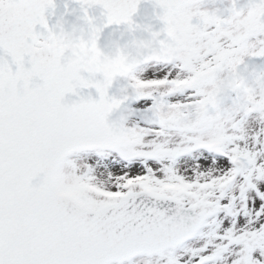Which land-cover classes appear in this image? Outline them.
<instances>
[{
	"label": "snow or ice",
	"instance_id": "obj_1",
	"mask_svg": "<svg viewBox=\"0 0 264 264\" xmlns=\"http://www.w3.org/2000/svg\"><path fill=\"white\" fill-rule=\"evenodd\" d=\"M92 2L106 9L109 24L131 25L141 0ZM200 2L154 0L164 25L156 35L166 34L170 58L187 75H133L117 98L109 95L111 77L123 73L125 57L90 69L106 77L94 83L78 69L41 63L37 25L48 29L55 0H0V264H135L137 257L264 264V160L224 129L219 104L226 90L246 89L237 70L242 57H264V0H250L253 23L236 35L234 49L213 42L206 50L201 27L216 18ZM10 7L24 10L15 22L5 16ZM233 12H243L236 0ZM257 79L264 81V71ZM84 87H94L99 99L81 95ZM69 93L79 99L68 102ZM129 101L152 102L142 111L151 113L143 119L153 128L129 126L124 111H137ZM252 107L264 112V97ZM196 152L211 156L202 163L215 171L179 167ZM80 154L121 163L113 160L116 170L101 180L96 165L80 167Z\"/></svg>",
	"mask_w": 264,
	"mask_h": 264
},
{
	"label": "water",
	"instance_id": "obj_2",
	"mask_svg": "<svg viewBox=\"0 0 264 264\" xmlns=\"http://www.w3.org/2000/svg\"><path fill=\"white\" fill-rule=\"evenodd\" d=\"M55 5L54 9L46 11L48 29L37 25V41L47 42L44 47L37 48L40 50L41 63H56L78 69L79 76L94 83L96 80L104 81L106 77L103 72L90 69L97 64L111 66L121 56L126 58L122 74L163 61L168 37L164 33L156 35L164 25L158 19V14H162L163 10L156 6L154 0H141L132 16L134 23L131 25L115 22L109 24L106 9L92 0H55ZM23 14L24 10L20 8L10 7L5 11L6 18L13 22ZM8 59L10 61L11 57ZM30 59V56L25 57L26 62ZM25 67H30V64L26 63ZM15 70L16 65L13 64ZM122 74L117 71L111 77L110 96L120 98L125 95L121 91L123 87L116 83ZM35 80L40 82L38 77ZM73 83L78 81L74 80ZM78 91L85 97L91 95L93 99H99V93L94 87L79 88ZM77 99L79 97L72 93L66 97L68 102ZM128 103L132 107L138 102ZM121 111L123 109L116 111L115 115L119 116ZM126 112L124 116L127 119Z\"/></svg>",
	"mask_w": 264,
	"mask_h": 264
},
{
	"label": "rangeland",
	"instance_id": "obj_3",
	"mask_svg": "<svg viewBox=\"0 0 264 264\" xmlns=\"http://www.w3.org/2000/svg\"><path fill=\"white\" fill-rule=\"evenodd\" d=\"M250 0H236L238 9H242L240 15H235L233 12V0H212L209 2H200L199 9L206 11L216 19L207 24L202 25L201 32L204 34L199 41L202 48L207 49L208 44L218 42L226 49L235 48V37L237 34H242L245 31L240 21L248 14V5ZM193 23H199L198 19H194ZM210 37L211 39H207ZM256 37L251 38V43H256ZM259 39L264 40V36ZM41 47L44 43L39 44ZM259 45H257V48ZM244 63L237 66L239 74L244 78L246 89L243 91L226 90L223 92L219 99L221 110V123L224 129L231 135L238 137L237 143L241 147L251 150L252 152L261 153V160H264V112L255 110L254 103L264 97V81L257 79V74L260 71H264V57H253L251 55H244ZM211 59V57H209ZM165 72H171L175 77L186 76L187 73L183 70V65L170 58L169 50L166 49L164 61L160 64H152L133 71L129 74L121 76L118 83L121 86L133 83V80L128 77L133 76L138 79L153 78L152 73H156L155 78H162ZM223 79L227 80L232 76V68L226 66L221 72ZM149 92L155 91L156 94L165 91L161 88L159 90L148 89ZM179 99V97H174ZM151 101H140L132 108L137 109L136 112L128 111L126 113L129 126L142 124L145 129H151L154 125L145 123L143 117H150V112L142 111L147 105L151 104ZM154 137L152 135H146L144 137L145 143H151ZM173 141H178L179 137L172 135ZM74 158V157H70ZM77 163L81 168L88 165L97 166V175L101 180H107L110 171L114 172L116 169L112 165V161L115 160L117 164H120L119 158L112 156L108 161L98 160L95 156H89L87 154H80L75 157ZM212 157L200 152L193 153L190 156L185 157L179 162V167L186 168L190 171H195L198 167L203 171H215V166L212 164L205 165L202 163L204 160L211 161ZM107 164V166H104ZM122 166V164H121ZM261 187L264 188V182L261 183ZM135 264H157V258H142L135 261Z\"/></svg>",
	"mask_w": 264,
	"mask_h": 264
},
{
	"label": "clouds",
	"instance_id": "obj_4",
	"mask_svg": "<svg viewBox=\"0 0 264 264\" xmlns=\"http://www.w3.org/2000/svg\"><path fill=\"white\" fill-rule=\"evenodd\" d=\"M243 26V30L247 32L249 28L252 26L253 20L250 14H247L243 17V20L240 21Z\"/></svg>",
	"mask_w": 264,
	"mask_h": 264
}]
</instances>
